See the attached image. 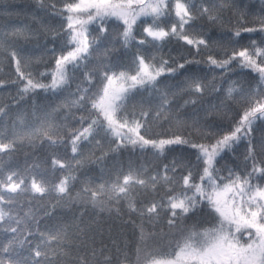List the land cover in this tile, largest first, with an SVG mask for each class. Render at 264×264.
Segmentation results:
<instances>
[{
  "label": "snow or ice",
  "instance_id": "snow-or-ice-1",
  "mask_svg": "<svg viewBox=\"0 0 264 264\" xmlns=\"http://www.w3.org/2000/svg\"><path fill=\"white\" fill-rule=\"evenodd\" d=\"M260 2L0 0V264H264ZM173 40L187 55L149 54ZM25 105L35 123L18 113L9 127ZM37 141L52 153L29 167ZM69 146L71 161L58 154ZM126 151L179 155L162 171L108 167ZM49 162L66 173L55 182Z\"/></svg>",
  "mask_w": 264,
  "mask_h": 264
},
{
  "label": "trees",
  "instance_id": "trees-1",
  "mask_svg": "<svg viewBox=\"0 0 264 264\" xmlns=\"http://www.w3.org/2000/svg\"><path fill=\"white\" fill-rule=\"evenodd\" d=\"M30 2H31V0H6V3H8L12 6L25 5V4H28ZM247 2L254 6V10L256 12H259V9L261 6L260 0H247ZM228 18H229V14H225L226 21L228 20ZM248 20H249V22H251L252 17L249 16ZM19 22H23L24 24H26L30 27H33L34 29H38L40 27V25L38 23H34L30 18H26V17H20ZM50 23H53V24H55L56 27H59V25L55 21H50ZM235 24H236V18L231 17V22L229 24H227V26L231 27ZM217 31H219V29H217ZM19 43L22 45H26L29 48H32L35 46V41H33L31 43H28L25 41H20ZM41 43H43V40H41ZM181 45H182V42H180V44H178L175 40H173L171 44L165 45L161 51H156L155 49H152V48H149L148 51H149L150 55L154 54L157 57L163 55L165 58H168L170 51H171V55L174 57H178L180 54L187 55V51H188L187 47H181ZM51 46L52 45L49 44V47H51ZM195 59L199 60V59H201V57L196 56ZM201 66L204 68L207 67L206 65H201ZM13 71H14V69H13ZM240 71H241V69L236 68L233 70V73H239ZM245 71H247V70H245ZM182 79L183 78H181V80ZM232 79L233 80L241 79V77H239L235 74H232ZM245 79H250V78H245ZM173 83H176V81H174ZM253 87H255L254 82H253ZM13 95H15V90H13ZM0 97H3L5 102L10 100V97H7L6 94H4V93H0ZM185 98H187V97H185ZM38 99L41 103H48V102L59 103L60 102V100L57 98H52L51 101L46 100L44 94H41V96L38 97ZM188 111H192L191 106H189ZM18 113L21 114V118L24 120L25 123H27V124H34L35 123V118L31 115L30 106L25 105L19 109H13L12 111L9 112L8 117L5 118V121L9 125V127L12 125V123L14 121L17 122V124L19 125V121L17 120ZM168 128H169L168 125H164L163 128H159V127L155 128L154 132L157 134H161V133L166 132L168 130ZM0 134H3L2 129H0ZM85 151L87 152L88 150L86 149ZM190 151L191 150H189V152ZM239 152L241 153L240 160L242 161L243 160V156H242L243 148L242 147L240 148ZM51 153H52V149H48L46 146H45V151L41 152L39 150V141H37V150L35 151V154L31 157V159L29 161H27V165L30 167L32 162L36 161L38 158L43 159L44 157L50 156ZM58 154L60 156L64 157L67 161H71L72 153H71L70 146L67 149V151H65L63 148H61L59 150ZM174 155H179V152H177V153H166L167 159H165V157L155 158L150 153L141 155L139 152L133 154V153L126 151L122 155H119L115 161H109L108 167L111 168L114 164H119V165H123V167L126 170L128 165L132 164L134 167H139L141 165H144L146 168L154 170L156 165L159 164V165H161V171H162L163 163H169L172 160ZM5 159H7V158L5 157ZM192 160L193 161L195 160L194 156H192ZM16 161L19 164L20 169L22 171L25 170L26 161H25L23 154H19L16 157ZM42 170L46 171V175L44 176V179L49 181V182H55L57 180V177H62L64 174H66V173H62L60 171L54 172L51 169L50 162L48 165H44ZM75 174L79 175V173H75ZM24 175L28 177L29 183H30V180H31L30 174L27 171H24ZM91 175L99 177V175H100L99 168H95V170L91 173ZM81 187H82L81 184H79V183L75 184L72 194L75 195L77 192H79ZM159 195L160 196L163 195V190H161L159 192ZM158 198H159V196H157V199ZM29 201H31V196L25 197L24 200L21 201V203L24 205L25 210H27L28 207L30 206ZM31 207H33V208L38 207V202L31 201ZM127 219L128 218L125 217V220H127ZM41 230H43V223L41 225ZM123 231H124L126 237L128 235H130L131 231H132L131 225H129L127 228H124Z\"/></svg>",
  "mask_w": 264,
  "mask_h": 264
}]
</instances>
